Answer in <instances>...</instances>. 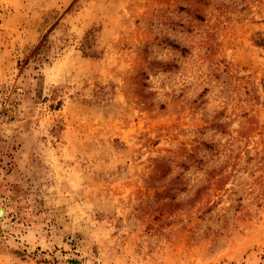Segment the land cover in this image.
Instances as JSON below:
<instances>
[{
	"label": "rangeland",
	"instance_id": "1",
	"mask_svg": "<svg viewBox=\"0 0 264 264\" xmlns=\"http://www.w3.org/2000/svg\"><path fill=\"white\" fill-rule=\"evenodd\" d=\"M264 0H0V264H264Z\"/></svg>",
	"mask_w": 264,
	"mask_h": 264
},
{
	"label": "trees",
	"instance_id": "2",
	"mask_svg": "<svg viewBox=\"0 0 264 264\" xmlns=\"http://www.w3.org/2000/svg\"><path fill=\"white\" fill-rule=\"evenodd\" d=\"M256 41L258 42L257 44H258L259 46H264V35L259 34V35L257 36Z\"/></svg>",
	"mask_w": 264,
	"mask_h": 264
},
{
	"label": "water",
	"instance_id": "3",
	"mask_svg": "<svg viewBox=\"0 0 264 264\" xmlns=\"http://www.w3.org/2000/svg\"><path fill=\"white\" fill-rule=\"evenodd\" d=\"M4 214V210L0 209V215Z\"/></svg>",
	"mask_w": 264,
	"mask_h": 264
}]
</instances>
